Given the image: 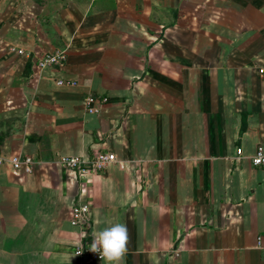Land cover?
Wrapping results in <instances>:
<instances>
[{
  "label": "crops",
  "instance_id": "obj_1",
  "mask_svg": "<svg viewBox=\"0 0 264 264\" xmlns=\"http://www.w3.org/2000/svg\"><path fill=\"white\" fill-rule=\"evenodd\" d=\"M260 66L264 0H0V157L34 162L0 165V264H78L109 220L129 230L123 264H264ZM98 152L116 163L60 164Z\"/></svg>",
  "mask_w": 264,
  "mask_h": 264
},
{
  "label": "built area",
  "instance_id": "obj_2",
  "mask_svg": "<svg viewBox=\"0 0 264 264\" xmlns=\"http://www.w3.org/2000/svg\"><path fill=\"white\" fill-rule=\"evenodd\" d=\"M65 61L63 52L44 55L38 62L40 69H45L53 65H61ZM258 75L264 77V66L257 68ZM60 86H76L77 81L62 79L58 81ZM107 102V99H97L93 96H88L85 100V105L89 113L96 114L102 106ZM241 149L237 150V155H241ZM8 162L15 171L29 174L33 169V159L27 155L18 154L11 156L8 160L0 157V165ZM117 159L112 153L98 152L94 159L87 161L80 157H62L60 164L66 170L75 172L80 179L90 173L104 171L109 165L116 163ZM252 166L256 168H264V145H258L254 155L250 158ZM81 193L84 191V183L80 184ZM90 206L82 199L75 203L70 211V223L77 227L82 234L85 233L90 222ZM89 244H83L82 247L75 251V256L78 259V264H95L102 261L98 253H93L89 250ZM256 249L264 258V237H260L257 241Z\"/></svg>",
  "mask_w": 264,
  "mask_h": 264
},
{
  "label": "clouds",
  "instance_id": "obj_3",
  "mask_svg": "<svg viewBox=\"0 0 264 264\" xmlns=\"http://www.w3.org/2000/svg\"><path fill=\"white\" fill-rule=\"evenodd\" d=\"M106 223L107 226L103 230L95 231L92 234L89 250L98 253L104 264H123L130 241L127 225L111 220Z\"/></svg>",
  "mask_w": 264,
  "mask_h": 264
}]
</instances>
